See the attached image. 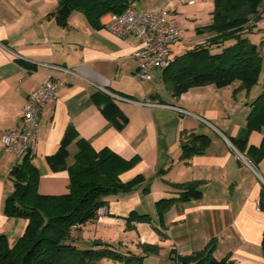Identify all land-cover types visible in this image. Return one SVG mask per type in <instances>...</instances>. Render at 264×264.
<instances>
[{
    "label": "crops",
    "instance_id": "obj_1",
    "mask_svg": "<svg viewBox=\"0 0 264 264\" xmlns=\"http://www.w3.org/2000/svg\"><path fill=\"white\" fill-rule=\"evenodd\" d=\"M157 1L143 0L140 8L135 2L131 4L141 10L157 11L161 7ZM160 1L172 9H167L169 20L180 29V41L171 46V60L211 36L198 30L211 22L213 0ZM58 3L59 0H0V135L20 127L19 115L27 95L47 76H53L58 95L40 107L38 136L29 151L37 168V193L62 195L69 191L70 168L80 143L88 144L94 152L108 149L132 160L133 165L119 175L121 181L144 177L132 191L114 194L117 202L109 203L104 198L107 214L73 227V243L81 247L83 237L85 247L96 240L113 244L123 252L141 253V244H147L143 242L144 235L152 225L150 221L127 222L128 214H153L155 201L178 196L172 183L198 180L202 182L201 198L174 202L164 213L162 223L156 215L159 238L164 239L161 243L167 244L169 252L175 248L179 254L187 255L212 240L217 260L227 256L231 264H264V213L259 208L264 156L253 163L247 153L249 146H260L263 132L251 131L243 151L234 150L229 140L246 136L250 105L243 102L241 89H237L240 82L222 88L213 84L192 87L175 97L165 82L160 83L163 70L153 69L151 80L141 84L133 76L138 62L132 53L138 39L132 35L119 37L105 27L113 13L104 14L94 25L83 12L73 10L67 24L61 26L51 14ZM179 10L181 14L176 12ZM263 11L264 5L260 8ZM256 24L253 32H260L263 41L264 25ZM174 47L180 48L175 57ZM13 53L22 58L15 59ZM102 89L128 100H114ZM106 98L127 117L120 129L102 111ZM145 101L158 105L149 107ZM175 107L189 113H179ZM183 131L208 135L207 149L181 159ZM66 132L70 142L67 155L61 157L56 153ZM24 155L4 151L0 144V235L5 236L9 246L22 236L27 224L26 219L4 212L5 199L13 191L9 171ZM259 165H263V172H259ZM89 223L95 232L89 230ZM119 224L124 227L117 234V242L98 237L101 232L118 231Z\"/></svg>",
    "mask_w": 264,
    "mask_h": 264
},
{
    "label": "trees",
    "instance_id": "obj_2",
    "mask_svg": "<svg viewBox=\"0 0 264 264\" xmlns=\"http://www.w3.org/2000/svg\"><path fill=\"white\" fill-rule=\"evenodd\" d=\"M134 1L59 0L51 14L61 26H65L70 13L77 10L83 12L90 23L97 25L104 14H119ZM262 1L213 0L211 22L198 30L209 32L211 36L174 58L162 71L163 80L173 96L178 97L192 87L209 84L222 88L239 81L237 89L248 90L256 83L264 57L261 53L264 40L255 44L248 34L257 28ZM249 105L246 136L229 140L236 149L243 151L251 131L263 132L260 146L247 149L249 158L255 163L264 156V87ZM102 111L119 129L127 122V117L109 98L105 99ZM69 142L66 132L56 154L65 157ZM209 142L210 137L206 134L181 132V159L202 154ZM31 160L30 152H27L9 171L13 191L5 199L4 212L11 217L26 219L27 224L22 236L12 246L7 244L4 235H0V264H101L104 260L145 264L144 257L158 250L157 245L141 244V253L123 252L113 244L96 240L82 248L71 238L72 228L92 220L96 209L105 205L107 195L130 192L144 181L142 175L126 182L119 178L133 165L132 160L127 161L108 149L94 152L88 144L80 143L75 163L70 168L69 191L62 195L37 193V168ZM201 184L198 180L172 183L178 190V196L162 198L154 203L159 222H163L164 213L174 202L201 198ZM259 208L264 213V185L259 196ZM132 219L150 221L146 214L135 211L130 212L127 222ZM214 248L212 240L203 249L187 255H181L172 248L169 260L171 264H176V259L178 264H231L227 256L217 260L213 256ZM261 252L264 260V228Z\"/></svg>",
    "mask_w": 264,
    "mask_h": 264
},
{
    "label": "built area",
    "instance_id": "obj_3",
    "mask_svg": "<svg viewBox=\"0 0 264 264\" xmlns=\"http://www.w3.org/2000/svg\"><path fill=\"white\" fill-rule=\"evenodd\" d=\"M170 12L167 9L157 11L141 10L129 4L126 9L113 14L105 23V27L119 37L135 36L138 46L132 53V57L138 62L133 73L134 78L141 84L151 80L153 69L168 67L171 63V46L181 39L179 27L169 20ZM264 25V11L256 22ZM2 47H5L1 44ZM15 59L22 57L13 53ZM63 71L70 69L59 68ZM114 100H128V98L102 89ZM58 95V83L56 77L47 76L27 95L19 115L20 127L6 130L0 135L1 148L7 152L24 155L29 152L38 136V117L40 107L45 103L55 100ZM146 106H157V102L145 101ZM177 112L188 114L181 107L174 108ZM202 121H204L202 119ZM235 150L234 146L230 143ZM107 214L105 206L96 209L93 220ZM178 264V259L175 260Z\"/></svg>",
    "mask_w": 264,
    "mask_h": 264
},
{
    "label": "rangeland",
    "instance_id": "obj_4",
    "mask_svg": "<svg viewBox=\"0 0 264 264\" xmlns=\"http://www.w3.org/2000/svg\"><path fill=\"white\" fill-rule=\"evenodd\" d=\"M185 1H187V0H185ZM134 2H135V5L140 8L143 0H135ZM263 2L264 1L261 2L260 8L264 5ZM163 3L164 2H161L160 0L157 1V6H161L158 8V10L168 9L172 12V9L165 7ZM213 8H214V5H213ZM176 12L181 14L182 11L179 10ZM260 36H261L260 32H258L256 30L250 34V39H251V41L258 43L260 41ZM179 51H180V48L174 47L173 48V57H175L179 53ZM261 53L264 55V48L261 49ZM163 82H165V81L160 80V83H163ZM263 87H264V57L262 59V65H261L256 83L252 87H250L248 90L241 89V91H240L241 92L240 95L242 96L243 102L250 104V102L252 100H254L258 96V94L262 91ZM258 169H259V172H263L262 171L263 165H259ZM105 198H106V200L109 201V203L115 202V201L117 202V200H115L114 194L113 195H107ZM128 215H124V216L127 217ZM146 215L150 218L149 220H150L152 227L146 231L144 238H143L144 239L143 242L147 243V244L157 245L159 248L156 252H152V253L146 255L144 257L143 262L145 264H168L169 248H168L166 243H161L164 241V239L159 238V232L157 230V225H156V223L158 221L157 216H156L157 215L156 211L153 214H146ZM109 217H112V216H109ZM115 224H117V223H115ZM89 225H90L89 230L92 232H95L94 225H92L90 223H89ZM123 227H124L123 224H119L118 227H116L118 229V231L117 230H109L106 234H104L103 232L100 231L101 233H98V237L102 238V239L110 240L109 241L110 243H115L118 241L117 234L119 233V231H122L121 229H123ZM107 228H109V226H106V229ZM106 229H105V231H106ZM90 231H86V233H88ZM85 238H86V236H85ZM81 240H82V242L79 244H82L81 247L84 248L85 246H87L86 240L83 239V237ZM102 264H104V263H102ZM108 264H120V263L109 261Z\"/></svg>",
    "mask_w": 264,
    "mask_h": 264
}]
</instances>
